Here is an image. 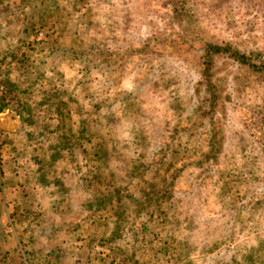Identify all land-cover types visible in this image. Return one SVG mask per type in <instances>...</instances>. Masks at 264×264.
<instances>
[{"label":"rangeland","instance_id":"1","mask_svg":"<svg viewBox=\"0 0 264 264\" xmlns=\"http://www.w3.org/2000/svg\"><path fill=\"white\" fill-rule=\"evenodd\" d=\"M178 26L184 31L178 29V33L185 36L195 37L198 35L193 33L201 32L204 38L264 52V0H0V264H264V74L258 77L233 66L220 73L224 65L218 60L215 78L221 86L219 91L225 95L223 83L228 82L234 94L212 103L202 90L199 95L197 83L196 98L202 113L213 110L218 115L215 128L226 131L221 167L202 173L209 191L214 186L211 183L217 181L218 185L213 193L207 191L199 197L196 213L182 224L173 222L172 227L162 222L164 214L154 219L145 241L130 232L142 206L134 199L138 190H130L128 198L123 197L125 204L114 209L107 193L99 196L94 206L89 203V220H85L80 213L68 211L66 188L56 191L48 186L44 173L37 171L31 159L33 147H38L33 137L49 121L35 90L59 95L50 100L62 117L60 134L78 131L84 120L90 128L113 130V114L121 119L135 115L118 131L103 130L108 133L107 149L132 154L135 147L130 144L131 137L156 135L166 121L164 132L176 143L166 136L157 137L152 140L156 142L153 151L172 145L170 152L182 153L186 132L180 133L182 127L175 115L168 113L170 99L165 97H170L168 93L176 96L181 102L173 106L187 109L190 96L186 91L190 93L191 86L185 78L193 82L194 76L178 63L170 65L169 74L164 72V76L160 68L155 75L151 67L154 52L181 57L171 44ZM94 37L110 41L109 48L98 52L100 56L98 48L91 45ZM113 42L118 44L113 46ZM151 42L154 47L147 45ZM58 44L61 50L56 49ZM183 45L179 48L186 51ZM192 46H188L183 61L196 65L199 56L194 48L201 44L193 42ZM95 59L100 68L110 69V81L105 85L97 72L88 74L84 69ZM194 75L200 79L196 71ZM17 76L18 82L14 81ZM163 80H171L165 84L167 88H163ZM139 86L143 89L140 97L123 100L115 113L112 98L117 94L122 98ZM189 110L183 125L190 118ZM134 124L131 135L126 128ZM90 152L93 158L94 150ZM181 158L174 154L166 164L175 162V170L182 164H176ZM142 161L146 164L139 174L152 168L155 171L152 160L146 162L142 157L138 165ZM207 165L200 163L199 168ZM191 173L193 170L188 180L183 178L184 191L191 188ZM119 182L125 183L119 180L116 187ZM153 182L158 183L157 176ZM181 189L169 191L182 195ZM148 190L153 197L156 189ZM173 195L168 194L167 199ZM253 197L263 198V202L250 205ZM162 208L169 218L172 212L166 214L170 210ZM90 220L102 225L92 226ZM46 223L58 228L80 227L73 233H50L43 229ZM138 228L139 224L133 227ZM179 228H184V233ZM120 231H125L123 236L113 240Z\"/></svg>","mask_w":264,"mask_h":264},{"label":"trees","instance_id":"2","mask_svg":"<svg viewBox=\"0 0 264 264\" xmlns=\"http://www.w3.org/2000/svg\"><path fill=\"white\" fill-rule=\"evenodd\" d=\"M107 23L108 21L105 24L107 25ZM182 24H186V22H181V25ZM178 27L177 33L178 29L182 30L180 26ZM105 32H107V29ZM170 34L171 33L168 35ZM193 34L198 36L192 37L191 34L185 36L184 34L178 33L177 36L171 39V44L176 47L179 52H181V57L179 59L176 56L169 57L165 54L159 56L156 52L151 54V57L155 55L151 61V67L153 66L152 69L155 75L158 73L157 68L161 69L162 75L164 72L169 74L170 65L178 63L180 66H184L183 68H185V71H189L195 79L192 82L191 80H187L185 78L187 84L191 86L190 93L186 91V94L190 96L189 106L187 109H183L181 107L175 108L173 106L174 102L177 104H179L178 102H181V100L177 99L176 96H172L170 93H168L170 97H165L168 98V101L170 99L168 113L170 112L169 114L173 113V115H175L173 118H176L178 124L182 127L180 129V133L182 134L183 130L186 132L185 138H183V136H179V138H183L182 141L185 142V145L182 146L184 148L182 153L180 151L170 152L171 147H173L172 145L163 150L158 148L157 151H153L156 150V148L153 147L156 142L153 143L152 140H156L157 137L166 136L167 138H171L169 141L172 142L174 140V143H176L174 137L172 139L168 133L164 132L163 127L166 121L162 122L164 125L160 126L158 133L152 136H135L134 129L136 128L135 124H137V122H135L133 126L126 128L130 129L129 131L131 135H134L133 139L132 137L129 139L131 142L130 144L134 145L135 147L133 150L134 153L132 154L127 150H122L121 153H113L110 148L107 149L109 145V139H106L105 136H107L106 134L108 133H105L103 130H106L107 132L118 131L120 130V126H122L121 124L123 122H129L127 120H134L135 115H130L127 118L121 119L119 114H113V116L116 118V122L114 124L115 126L112 128L113 130H108L106 127L102 128V126L90 128L87 121L83 119L84 121L80 123L81 127L78 128V131L68 130L66 133L64 132L63 134H60L61 114L59 113L58 108L53 106L55 102L50 100L51 96L58 97L59 95L57 93H50L43 90L34 91V94L38 98L39 104L41 105V111L43 112V115L47 116L49 121L42 125L40 130L36 132L35 136L33 137L38 147H33V156L31 159L38 167L37 171L44 173V181L48 186H52L56 191H59L58 188H66V198H64V200L67 202L66 206L68 207V211L71 213H80L83 216V219L89 220L88 217L90 214H87L88 211L91 210L89 203L94 206L95 202L98 201L99 196H104L105 193H107L109 197L108 201L111 203V206L113 207L112 209H114L121 204H125V201L123 202V197L127 199L129 191L136 189L139 191V193L136 194L134 199H136L137 204L142 206L138 207L140 208V214L133 218V222L132 219L130 221V223L132 222L130 232L134 233V235H139L141 241H145L146 236L148 237L150 235L148 232L152 230L151 225L154 223V219L158 217V219H161L163 214L165 219L163 218L162 222L165 221L166 224H169L173 227V222H177L180 225L186 221V219H189L191 215H194L192 213H196L195 211L199 205L197 204L199 203V197L209 191V189L206 187V185H208L206 183L207 181L204 178V175L202 176V173L205 170H207V172H212L215 169H219L221 167L223 156L225 154L224 142L226 140V131L215 128L218 115L213 112V110L206 112L203 111L205 113H202V104L196 98L197 83L199 84V95H202L204 92L206 95L205 99H207L210 103L214 101H221L226 97L232 96L234 94V88H232L230 84L227 85L228 82L223 83L224 91L227 89L226 94L221 95L222 91H219L221 86L218 83V79L215 78V74L219 73L216 70L218 66L217 61L220 60V62H222L224 65L221 66L222 70L220 73L223 72L224 68L233 66L244 69L259 77L264 74V52L244 49L236 46L231 41L223 40L219 42L209 37L204 38L205 36L201 34V32ZM108 39L99 40L97 37L92 38L93 44L91 45L98 48L96 50L98 56L101 55L98 52L105 50V48H109L110 41L107 43ZM129 42L130 44L132 43L130 40ZM193 42L201 44L199 49L198 47L194 48L199 56V61L197 60L198 63L196 65L187 64L183 61L187 57L188 46L193 48ZM112 44L115 46L118 44V42H113ZM152 44V42L151 44L147 43L148 46L154 47ZM179 45H183L186 51L179 48ZM62 48V45L58 44L56 49L61 50ZM89 49H91V47H89ZM149 50L156 51L155 49ZM93 62L94 63L91 67L89 66L88 68L84 69L87 73L89 71L92 72V74L97 72L98 75L103 78L102 84L105 85L110 81V69H106L107 67L100 68V64L96 61V59L93 60ZM194 71H196V74L200 76L199 80L196 79ZM227 77L229 81L230 76ZM14 81L18 82V76L14 78ZM170 81L171 80H163V88H167L165 87V84H168ZM189 86H187V88ZM140 87L141 86H139L137 89L135 88V91L132 89V92H128L122 98H120L121 96L118 94L115 95L117 92L116 91L114 94L115 96L112 98L113 100H111L114 101L112 104V107L115 108L114 112L117 113L116 111H119V105L122 104L121 102L123 100H127L129 98L136 100L138 97H140V92L143 90ZM98 88L100 92V88L103 89L102 85ZM201 90L203 92H201ZM118 98L120 99L118 100ZM157 98H160V96H157ZM115 104L117 106H115ZM188 109H190L188 111L190 118H187L186 124L183 125L182 120L186 115L185 111ZM151 123L146 127L148 128L151 126ZM137 126L139 125L137 124ZM149 130H152V127H150ZM26 131L29 135L30 132L27 129ZM174 145L177 146L176 144ZM105 149H107L108 152L106 151V156L103 158L102 153L105 151ZM126 149L132 150L129 147H126ZM92 150H94L93 158H91L92 154L90 152ZM174 154L181 155L182 157L179 161H176L177 165L180 163L182 164L175 170V162L166 164L167 159H171ZM142 157L145 158L146 162L150 160L153 161L151 164L156 168L155 171L152 168L151 172H148L150 170H146L144 174H139V170L144 168L146 164L144 161H142L138 165L139 159ZM204 162H207L208 165L205 168L202 166V169H200L199 164L201 163V165H203ZM195 168L198 170H195ZM192 170L193 173L189 175V177L191 176V181L188 183V185L191 184V188L188 189V191H184L181 189L183 186V180H188V174ZM138 174L140 176H138ZM156 176L158 179L157 184L153 182ZM119 180L125 183L120 185L119 182V187H116V183ZM52 181H54V183H51ZM211 184L214 185V188H216L218 182L214 181ZM150 187L156 189V193L153 194V197L150 196V191L148 190ZM213 187L209 192H214ZM169 188L183 190V192H181L182 195L179 193V191L176 194L169 191ZM168 194L169 197L171 194H174V198L167 199ZM162 197H164L163 200L166 202L162 200ZM144 199L147 202L144 201L141 203ZM167 202V206L162 205ZM262 202L263 198L253 197L250 205L256 206L260 205ZM82 203H84L83 205L85 208L83 205H81ZM76 204H79V206ZM77 207L82 208L80 211H77ZM162 207L168 208L170 210L166 214L172 212L169 218H167L163 212ZM99 217L101 216L97 215V218ZM91 218V220H93V217ZM137 219H139L140 222L136 223L135 221ZM91 220L89 222L92 226L102 225L99 224L98 221L91 223ZM114 221L118 223L116 220ZM137 224L140 225V228L133 229V227H135ZM79 227V224H75L73 226L63 225L62 227L58 228L46 223L45 226H43V229L50 233L59 231L73 233L77 231ZM179 229L181 230L180 233H184V228ZM124 233L125 231L116 233L113 240L121 238Z\"/></svg>","mask_w":264,"mask_h":264}]
</instances>
